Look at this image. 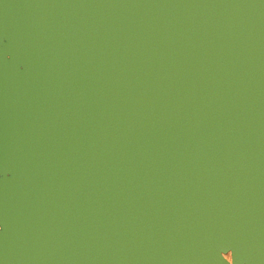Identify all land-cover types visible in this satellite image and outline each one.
<instances>
[{
    "label": "water",
    "instance_id": "water-1",
    "mask_svg": "<svg viewBox=\"0 0 264 264\" xmlns=\"http://www.w3.org/2000/svg\"><path fill=\"white\" fill-rule=\"evenodd\" d=\"M0 174V264H264V0H0Z\"/></svg>",
    "mask_w": 264,
    "mask_h": 264
},
{
    "label": "bare ground",
    "instance_id": "bare-ground-1",
    "mask_svg": "<svg viewBox=\"0 0 264 264\" xmlns=\"http://www.w3.org/2000/svg\"><path fill=\"white\" fill-rule=\"evenodd\" d=\"M5 38H3V41H2V49H5ZM7 58H11L10 55H7ZM20 68L23 70V71H26V67L23 65V64H20ZM3 175L0 174V178L2 177ZM6 177L8 178H11L14 182H16V178H14L12 176V174H8L6 175ZM3 225H2V222L0 221V232L3 230ZM8 235H11V233H7ZM223 257L231 264L232 263V254H231V251H224L222 253Z\"/></svg>",
    "mask_w": 264,
    "mask_h": 264
}]
</instances>
